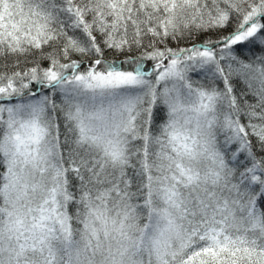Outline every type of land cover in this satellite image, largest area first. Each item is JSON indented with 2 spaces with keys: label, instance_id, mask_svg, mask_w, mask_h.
<instances>
[{
  "label": "snow or ice",
  "instance_id": "snow-or-ice-1",
  "mask_svg": "<svg viewBox=\"0 0 264 264\" xmlns=\"http://www.w3.org/2000/svg\"><path fill=\"white\" fill-rule=\"evenodd\" d=\"M0 264H264V0H0Z\"/></svg>",
  "mask_w": 264,
  "mask_h": 264
}]
</instances>
